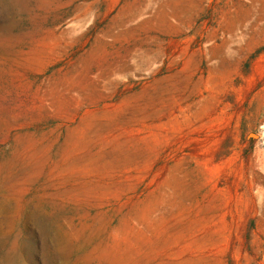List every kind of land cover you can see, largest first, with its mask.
<instances>
[{
  "label": "rangeland",
  "instance_id": "1",
  "mask_svg": "<svg viewBox=\"0 0 264 264\" xmlns=\"http://www.w3.org/2000/svg\"><path fill=\"white\" fill-rule=\"evenodd\" d=\"M0 264H264V0H0Z\"/></svg>",
  "mask_w": 264,
  "mask_h": 264
}]
</instances>
